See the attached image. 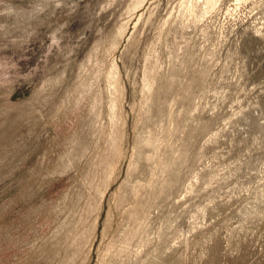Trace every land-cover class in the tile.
<instances>
[{
	"label": "rangeland",
	"instance_id": "obj_1",
	"mask_svg": "<svg viewBox=\"0 0 264 264\" xmlns=\"http://www.w3.org/2000/svg\"><path fill=\"white\" fill-rule=\"evenodd\" d=\"M0 264H264V0H0Z\"/></svg>",
	"mask_w": 264,
	"mask_h": 264
}]
</instances>
